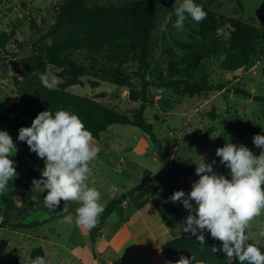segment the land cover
Instances as JSON below:
<instances>
[{
    "label": "rangeland",
    "instance_id": "obj_1",
    "mask_svg": "<svg viewBox=\"0 0 264 264\" xmlns=\"http://www.w3.org/2000/svg\"><path fill=\"white\" fill-rule=\"evenodd\" d=\"M64 1L0 0V34L4 31L9 34L6 45L2 47L0 44V98L5 107L19 97L13 77L20 74L21 58L45 51L46 45L51 42V37H45L48 26ZM136 1L139 0H86V5L120 6ZM205 1L218 14L239 18L256 27L252 60L236 71L222 70L221 58L216 57L203 59L196 68H187L184 62L189 52L178 42L197 38V22L186 13L183 30H177L173 26L177 19L175 8L183 0H171V5L160 6L149 39L146 78L153 82L168 79L206 81L211 88L188 95L182 91L181 85L169 88L151 86L148 89L151 103L146 106L144 116L153 124L157 142L138 126L128 123H113L107 127L104 132L108 136V149L103 139H94L101 151L90 164L93 170L91 179L94 180V185L90 186H95L101 192L105 206L112 197L138 184L144 168L154 171L164 169L158 157L159 142L168 147L169 162L194 166L199 163V156H203L205 162L210 158H219L215 154L216 149L226 142L243 144L255 155L261 152L253 144L252 138L256 134L264 135V104L256 99L257 95L264 94V0ZM231 30L230 24L224 23L219 28V34L227 38ZM171 61L178 64L175 71L169 67ZM109 64L116 66V62ZM106 67L96 76L83 75L81 82L70 85L68 90L95 96L96 100L125 112L131 118L140 103L138 77L143 70H138V64L129 60L122 68L137 71L136 75L118 82L110 77ZM47 71L56 76L59 68L49 65ZM92 81H97V85H93ZM234 88L245 89L251 96L237 93ZM10 119L11 125H0V130L9 132L16 143L19 139L12 116ZM142 139L148 144L147 147L141 143ZM109 158L123 159L122 171L108 163ZM12 159L17 163L18 153ZM25 162L23 167H16L17 176L9 181L6 191L0 193V264H30L33 259L31 251L39 246L46 250V264H79L80 260L87 261L96 251L91 231L77 227L75 223L69 225L63 222L65 216H72L75 221V209L79 205L61 201L56 211L50 212L43 205L46 190L33 185V180L40 178L32 172L41 175L44 160L33 154L27 156ZM213 168L218 174L231 178L230 170L219 160ZM190 173L192 178L198 176L195 170ZM142 199L136 196L135 201L138 203ZM2 216L10 224L2 223ZM32 221L38 222L29 226L17 225V222ZM262 232L264 213L254 218L246 230L249 242L264 244V236L260 235ZM215 243L218 248L222 247L219 240L216 239Z\"/></svg>",
    "mask_w": 264,
    "mask_h": 264
},
{
    "label": "trees",
    "instance_id": "obj_2",
    "mask_svg": "<svg viewBox=\"0 0 264 264\" xmlns=\"http://www.w3.org/2000/svg\"><path fill=\"white\" fill-rule=\"evenodd\" d=\"M194 3L202 5L207 16L197 23L195 30L197 38L178 42L189 52V57L184 62L186 67L196 68L203 59L209 57L221 58L220 67L224 71H236L246 67L252 60L256 27L239 18L218 14L205 0H194ZM169 5L171 0H139L120 6H87L86 0H65L59 6L54 21L48 26L45 37H51V42L46 45L45 51L34 52L21 58L20 74L13 77L18 99L5 107L0 98V125L10 126L12 116L14 130L18 135L22 126H31L39 112L50 110L55 113L59 109H70L80 116L94 139H98L99 135L113 123H128L138 126L151 140L157 142L153 124L144 116L146 106L151 103L148 89L151 86L169 88L181 85L184 93L193 95L211 88L206 81L168 79L153 82L146 78L145 71L149 67L150 57L149 39L155 25V16L160 6ZM224 23H229L232 27L227 38H222L219 34V28ZM8 39V32L0 34L2 47L6 45ZM129 60L138 64V70H143L138 77L140 103L131 118L125 112L96 100L95 96L76 94L68 90L70 85L80 83L83 75L96 76L98 71L106 66L114 81L124 82L132 79L137 71L122 68ZM109 62H116V66ZM49 65L59 68L56 76L61 81L56 89L51 91L43 86L39 78L41 73H48ZM177 65L176 62H169V67L174 71ZM262 75L264 78V66ZM91 83L97 85V81ZM234 89L237 93L251 96L245 89ZM256 99L264 104V94L257 95ZM15 144L18 148L16 167H23L26 157L36 153L30 151L24 141L18 140ZM167 150L168 147L159 142L158 157L167 168L165 177L156 172L148 181L138 183L112 197L105 206L98 225L91 230L93 239L105 218L126 198L135 200L136 196L143 197L137 203L139 206L154 195L166 180H174L176 175L190 173L196 169L192 164L169 162ZM213 160L217 162L220 158H210L206 162L210 163ZM32 173L41 178V175ZM1 222L10 224L4 216ZM37 222H17V225L29 226ZM203 235L204 245H201L193 235H181L167 240L161 248L168 261H176L181 256L190 258L194 255L205 264H240L236 257L228 259L223 252L213 253L212 246L217 247L216 239L212 238L210 233ZM257 246L264 253V244ZM31 256L33 259L44 256L43 248L41 246L34 248Z\"/></svg>",
    "mask_w": 264,
    "mask_h": 264
},
{
    "label": "clouds",
    "instance_id": "obj_3",
    "mask_svg": "<svg viewBox=\"0 0 264 264\" xmlns=\"http://www.w3.org/2000/svg\"><path fill=\"white\" fill-rule=\"evenodd\" d=\"M186 13L195 22L204 20L207 13L194 0H183L175 8L177 17L173 25L183 30ZM40 80L48 90H55L61 82L58 77L40 74ZM18 139L29 146L30 151L44 160L45 167L40 179L33 185L42 186L43 205L50 212L56 211L61 201L75 202L76 218L65 216L63 222L91 231L99 223L105 210L101 192L94 185L91 162L101 151L94 142L92 132L80 116L70 109H59L53 113L44 110L33 119L31 126H22ZM253 144L261 149L259 155L243 144L226 142L216 149L220 163L230 170V179L218 174L213 165L215 160L205 162L199 156L191 191L186 194L176 190L171 202H181L189 214L183 232H190L201 245L205 244L203 232L207 230L222 247L212 246V252H223L227 257L238 258L240 264H264V253L255 242H249L246 230L254 218L264 213V135L253 136ZM18 148L6 130H0V193L6 191L9 181L17 176L16 162L12 159ZM195 202V207L193 203ZM199 233V234H198ZM264 236V232L260 233ZM30 264H46L43 256L30 260ZM167 264H205L191 257L181 256Z\"/></svg>",
    "mask_w": 264,
    "mask_h": 264
},
{
    "label": "crops",
    "instance_id": "obj_4",
    "mask_svg": "<svg viewBox=\"0 0 264 264\" xmlns=\"http://www.w3.org/2000/svg\"><path fill=\"white\" fill-rule=\"evenodd\" d=\"M107 137L105 132L99 135L108 149ZM141 143L145 147L148 145L143 139ZM121 160L109 158L108 163L119 168ZM156 172L166 175L167 168L162 171L144 168L139 183L148 181ZM175 177L174 180H166L154 195L139 206L130 198L116 205L95 233L93 247L96 251L90 259L80 260L79 264H167L169 261L161 245L176 236L192 235L183 232L189 211L181 202H171L170 197L176 190L188 194L192 183L199 179V176L192 178L191 173ZM192 203L195 207V202ZM43 250L45 258L46 250Z\"/></svg>",
    "mask_w": 264,
    "mask_h": 264
},
{
    "label": "built area",
    "instance_id": "obj_5",
    "mask_svg": "<svg viewBox=\"0 0 264 264\" xmlns=\"http://www.w3.org/2000/svg\"><path fill=\"white\" fill-rule=\"evenodd\" d=\"M171 133V132H170ZM121 162H122V160L121 161H119V168H118V171H122V164H121Z\"/></svg>",
    "mask_w": 264,
    "mask_h": 264
}]
</instances>
